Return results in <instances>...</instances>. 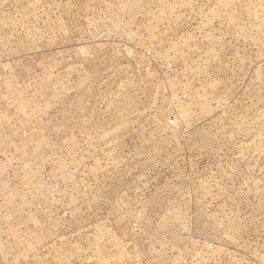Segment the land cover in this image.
I'll list each match as a JSON object with an SVG mask.
<instances>
[{
	"label": "rangeland",
	"instance_id": "1",
	"mask_svg": "<svg viewBox=\"0 0 264 264\" xmlns=\"http://www.w3.org/2000/svg\"><path fill=\"white\" fill-rule=\"evenodd\" d=\"M0 264H264V0H0Z\"/></svg>",
	"mask_w": 264,
	"mask_h": 264
}]
</instances>
